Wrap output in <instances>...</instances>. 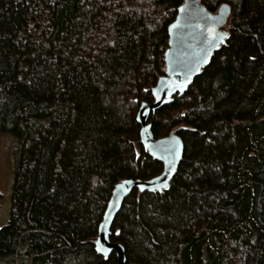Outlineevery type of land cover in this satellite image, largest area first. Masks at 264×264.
<instances>
[{"label": "trees", "instance_id": "1", "mask_svg": "<svg viewBox=\"0 0 264 264\" xmlns=\"http://www.w3.org/2000/svg\"><path fill=\"white\" fill-rule=\"evenodd\" d=\"M221 3L226 45L150 117L184 153L168 190L133 192L117 214L126 264H264V0H202ZM180 4L0 0V137L14 157L0 264H116L93 240L116 183L162 170L136 113L165 73Z\"/></svg>", "mask_w": 264, "mask_h": 264}, {"label": "water", "instance_id": "2", "mask_svg": "<svg viewBox=\"0 0 264 264\" xmlns=\"http://www.w3.org/2000/svg\"><path fill=\"white\" fill-rule=\"evenodd\" d=\"M181 7H184L186 11H179ZM230 12L231 8L227 3H221L215 11H209L202 4V0H181V4L177 7L175 18L167 27L168 46L164 52L165 73L151 88L152 101L142 102L136 113L139 143L152 159L161 163L162 170L156 176L146 180L122 179L116 183L98 225L96 238L93 240L94 250L99 256L109 257L114 254L116 264H126L124 247L110 239L111 228L124 201L133 192L158 193L170 187L183 157L184 144L177 130H173L167 136L155 138L150 117L152 113L172 103L176 96L184 95L192 82L209 66L214 55L226 45L229 37L227 22ZM221 13H223V19L219 23L208 19V16H220ZM172 25L176 27L173 28ZM213 28L215 34L210 32ZM221 33H227L222 44L218 40ZM174 149H178V156L173 154ZM165 161H170L172 165L171 174L168 176L162 175L170 171ZM156 177H162L169 187L163 188L161 181L156 180ZM125 181H132V183L126 184ZM141 186L144 187V191L140 190ZM101 224H105L103 229L99 227ZM97 240L100 241L99 245L96 244ZM100 246L103 247L104 252L96 251V248Z\"/></svg>", "mask_w": 264, "mask_h": 264}, {"label": "rangeland", "instance_id": "3", "mask_svg": "<svg viewBox=\"0 0 264 264\" xmlns=\"http://www.w3.org/2000/svg\"><path fill=\"white\" fill-rule=\"evenodd\" d=\"M13 143L0 137V228L5 226L13 207Z\"/></svg>", "mask_w": 264, "mask_h": 264}, {"label": "snow or ice", "instance_id": "4", "mask_svg": "<svg viewBox=\"0 0 264 264\" xmlns=\"http://www.w3.org/2000/svg\"><path fill=\"white\" fill-rule=\"evenodd\" d=\"M179 11L184 12V11H186V9H185L184 7H181V8L179 9ZM208 19L211 20V21H214V22H216V23H219V22L223 19V13H221L220 16H215V17H213V16H208ZM172 27L174 28V27H176V25H172ZM210 32H212L213 34H215V29H214V28H213V29H210ZM226 36H227V33H221V34L218 36V40H219V43H220V44L224 43V40H225V37H226ZM217 46H218V45H217ZM248 59H250V60H255L256 57H255V56H249ZM145 91H148V89H145ZM157 99H159V97H157ZM180 115L183 116V115H185V114H184V113H180ZM173 154L176 155V156H178V154H179V153H178V149H174V150H173ZM165 163H166V165L169 167L170 171H169L168 173H164V174H162V175H163V176H168V175L171 174V168H172V165H171V162H170V161H165ZM155 179L161 181L163 188L167 189V188L169 187L168 183H167L166 181H164V180L162 179V177H156ZM125 183H126V184H127V183H132V181H125ZM149 183H151V181H150ZM140 190H141V191H144V187L141 186V189H140ZM99 227H100L101 229H103V228L105 227V224H101ZM117 234H118V231H117ZM96 244L99 245V244H100V241L97 240V241H96ZM96 251H97V252H104L105 250L103 249L102 246H100V247H97V248H96ZM105 258H107V257L105 256Z\"/></svg>", "mask_w": 264, "mask_h": 264}]
</instances>
